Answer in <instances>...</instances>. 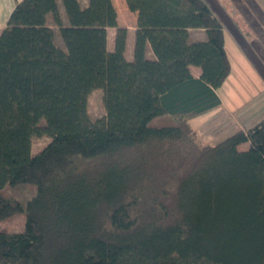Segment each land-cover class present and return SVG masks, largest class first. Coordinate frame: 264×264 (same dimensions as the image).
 Returning <instances> with one entry per match:
<instances>
[{
	"label": "trees",
	"instance_id": "trees-1",
	"mask_svg": "<svg viewBox=\"0 0 264 264\" xmlns=\"http://www.w3.org/2000/svg\"><path fill=\"white\" fill-rule=\"evenodd\" d=\"M61 1L66 20L57 0H19L0 30V220L25 215L0 230V264H264V118L216 143L191 123L228 73L211 7L124 0L129 60L113 0ZM163 114L174 124L150 125ZM34 136L49 141L32 153Z\"/></svg>",
	"mask_w": 264,
	"mask_h": 264
},
{
	"label": "rangeland",
	"instance_id": "rangeland-1",
	"mask_svg": "<svg viewBox=\"0 0 264 264\" xmlns=\"http://www.w3.org/2000/svg\"><path fill=\"white\" fill-rule=\"evenodd\" d=\"M79 1L81 5H85L87 0ZM113 1L118 12V24L131 31L128 34L125 49V56L130 60L134 45L136 14L128 9L124 0ZM205 1L222 24L228 73L218 90L223 106L191 118V123L198 131L201 142L216 143L238 130L241 125H254L264 118V0ZM245 1L254 8H244ZM57 2L66 20L62 1L57 0ZM47 23L54 27L55 43L65 48L50 14H48ZM114 32L115 28L110 27L107 41L109 49H112L114 45ZM191 32L193 38L202 35L198 30ZM147 48H150L149 45ZM87 110L91 119L105 113L101 88H96L89 93ZM172 124H174V118L169 114L159 115L150 120V125L153 126ZM48 141L47 136H34L32 153L41 149ZM246 147L247 143L236 146L237 149ZM32 191L33 188H26L21 193L28 195ZM24 223V213H17L8 219L0 220V230L20 231L24 228Z\"/></svg>",
	"mask_w": 264,
	"mask_h": 264
},
{
	"label": "crops",
	"instance_id": "crops-1",
	"mask_svg": "<svg viewBox=\"0 0 264 264\" xmlns=\"http://www.w3.org/2000/svg\"><path fill=\"white\" fill-rule=\"evenodd\" d=\"M17 1H19V0H0V30L5 26L6 21H7V18H8V16H9L11 10L13 9V7H14V5H15V3H16ZM245 3H246V1H245ZM256 6H258V4H256ZM256 6H255V7H256ZM244 8H254V7L251 6V5H248V4L246 3ZM109 28H110V27L107 28L108 37H109ZM195 30L201 31V34H202V35L199 36V37H195V38H193V37L191 36V33H192L191 31H195ZM127 32H128V33H127V37H128V34H129L131 31L128 30ZM113 36H114V34H113ZM189 36H190V39H192V40H202V39L205 38V32H204L203 29H194V28H191V29H189ZM147 46H148V45H147ZM147 46H146L145 55H146L148 58H153L154 55L152 54V51L150 50V48H149V49L147 48ZM193 67H196V66H191V67H190L192 73H193L195 76H198V74H199V68L197 67L198 69H196V68H193ZM220 87H221V86H220ZM220 87H218V88L216 89V93H217V95L219 96L220 101H221V102H220V105H219L217 108H219L220 106H223V100H222V98L220 97V95L218 94V90H219ZM250 126H252V125H249V126H243V125H241V127H239L238 129H246V128L250 127Z\"/></svg>",
	"mask_w": 264,
	"mask_h": 264
}]
</instances>
